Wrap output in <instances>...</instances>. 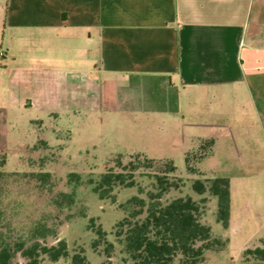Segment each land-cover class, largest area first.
<instances>
[{"label": "crops", "instance_id": "obj_1", "mask_svg": "<svg viewBox=\"0 0 264 264\" xmlns=\"http://www.w3.org/2000/svg\"><path fill=\"white\" fill-rule=\"evenodd\" d=\"M197 95L217 121L194 123ZM91 110L188 117V149L252 123L264 141V0H0V155Z\"/></svg>", "mask_w": 264, "mask_h": 264}, {"label": "rangeland", "instance_id": "obj_2", "mask_svg": "<svg viewBox=\"0 0 264 264\" xmlns=\"http://www.w3.org/2000/svg\"><path fill=\"white\" fill-rule=\"evenodd\" d=\"M197 96L193 107L194 123L217 121L208 116L219 106V100L203 101ZM183 97L181 95L184 112L188 103ZM115 115L111 110L83 111L77 117L64 115L58 123L52 121L37 130L34 145L19 149L18 155L12 152L6 156L4 170L46 171L51 174L52 182L51 191H41L32 186L31 181L8 180L10 199L24 202L16 213L10 211L15 214L12 226L18 222L15 227L20 228L22 223L31 225L40 220L53 228L55 237H48L45 243L51 245L64 239L69 252V257L57 264H71L70 256L76 252H82L88 264H121L122 255L117 245L109 263L104 257V245L96 251L91 249L94 234L88 228L90 219L94 226H100L106 232L108 242H114V227L128 214L126 202L132 197L146 200L148 193L156 191L153 172L150 169L135 171V185L130 188L115 186L111 193L113 199H99L92 192L90 181H97L109 169L120 172L121 169L115 166V156L122 155L119 160L126 164L136 160L134 153H141L147 158L172 160L176 167L174 178L180 179L181 186L166 192L161 197L162 203L187 196L195 201L206 199L198 218L210 227L217 243L203 253L199 264H242L246 248H264V141L261 127L252 123L248 127L234 128L235 132L228 134L225 141L219 140L212 154L198 164L202 175L197 176L187 174L184 167L183 152L190 147L189 143L182 141V137L188 135V117L177 123L176 117L170 114L159 117L142 113ZM191 129L196 134L208 133L199 127ZM247 147L248 151L243 150ZM71 174L78 178L70 177ZM211 178L226 180L230 188L227 229L216 220V199L208 193L197 195L191 189L195 179L205 181ZM60 192L72 198L70 204L61 210L51 203ZM13 264H23V260L16 258ZM41 264L48 262L43 260Z\"/></svg>", "mask_w": 264, "mask_h": 264}, {"label": "trees", "instance_id": "obj_3", "mask_svg": "<svg viewBox=\"0 0 264 264\" xmlns=\"http://www.w3.org/2000/svg\"><path fill=\"white\" fill-rule=\"evenodd\" d=\"M45 145V141H41ZM213 139L199 140L185 151L183 155L185 172L201 176L198 164L213 152ZM136 160L122 164L115 156V166L120 172L112 169L102 173L97 181H90L92 192L99 199L112 198L115 186L133 187L134 172L138 169H150L155 179V192L148 193L147 199L130 198L125 206L128 214L114 227V242H108L106 232L100 226H94L92 219L88 228L94 234L91 249L96 251L101 245L107 263L112 258L116 245L122 255L121 264H199L203 253L217 240L212 238L208 225L199 221L198 213L201 205L206 201L203 197L199 201L191 197H177L167 203H162L161 197L170 189H177L181 185L180 179H175L176 167L169 159L147 158L141 153L133 154ZM132 155V156H133ZM0 264H13L16 258L23 260V264H41L46 260L48 264H57L61 259L69 257L68 246L64 239L47 245L48 237H55L54 229L40 220L30 224L22 223L12 226V218L16 209L23 205V201L10 199V181L25 179L31 181L32 186L41 191H51V174L46 171L8 172L4 170L6 155H0ZM78 178L77 175H69ZM172 177V178H170ZM192 191L197 195L208 193L216 199V220L222 228L227 229L230 218V188L228 182L220 178L205 181L195 179L191 183ZM69 194L58 193L51 199L55 208L61 210L70 204ZM14 203V204H12ZM11 206V208H10ZM10 208V209H9ZM19 221V220H18ZM21 222V221H20ZM71 264H88L82 252L70 256ZM242 264H264V248L256 246L243 251Z\"/></svg>", "mask_w": 264, "mask_h": 264}]
</instances>
